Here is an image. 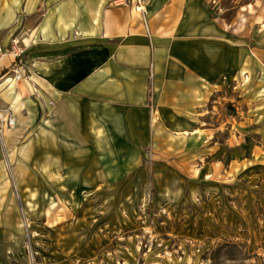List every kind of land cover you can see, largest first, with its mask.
<instances>
[{
    "label": "rangeland",
    "instance_id": "374dc122",
    "mask_svg": "<svg viewBox=\"0 0 264 264\" xmlns=\"http://www.w3.org/2000/svg\"><path fill=\"white\" fill-rule=\"evenodd\" d=\"M226 1L210 4L221 15L240 0ZM258 1L243 13L250 29ZM244 76L211 93L207 124L159 134V148H113L108 133L107 147L86 150L52 128L45 107L21 134L5 129L0 188L13 195L22 243L12 263L264 264V72Z\"/></svg>",
    "mask_w": 264,
    "mask_h": 264
},
{
    "label": "crops",
    "instance_id": "0c3cea01",
    "mask_svg": "<svg viewBox=\"0 0 264 264\" xmlns=\"http://www.w3.org/2000/svg\"><path fill=\"white\" fill-rule=\"evenodd\" d=\"M210 2L0 0V44L16 31L26 46L18 81L7 72L14 57H0V100L17 117L9 133L25 131L43 107L52 128L86 150L107 147L108 133L113 148H159V134L197 131L213 91L264 72V23L236 27ZM13 201L0 188V264L22 251L10 228L18 226Z\"/></svg>",
    "mask_w": 264,
    "mask_h": 264
},
{
    "label": "built area",
    "instance_id": "2783aa9c",
    "mask_svg": "<svg viewBox=\"0 0 264 264\" xmlns=\"http://www.w3.org/2000/svg\"><path fill=\"white\" fill-rule=\"evenodd\" d=\"M24 38L20 34H17L14 36L10 41V47L3 46L0 44V57L4 56L6 54H9L14 57V65L9 67L7 70L8 73L13 74V80L18 81L23 76V66L18 65L15 66V64L18 61V58L24 54L25 51V44H24ZM17 126V117L14 114L13 105L11 104L7 108L1 109L0 107V128L3 131V134L5 132V129L7 128H15ZM0 141L3 143L1 137ZM29 264H40L35 262V258L33 256L31 257V262Z\"/></svg>",
    "mask_w": 264,
    "mask_h": 264
},
{
    "label": "bare ground",
    "instance_id": "6f19581e",
    "mask_svg": "<svg viewBox=\"0 0 264 264\" xmlns=\"http://www.w3.org/2000/svg\"><path fill=\"white\" fill-rule=\"evenodd\" d=\"M258 2L259 1L257 0L255 3H249V4H246V5H243V6L240 7V14H241V16L243 18L244 23L247 22V17L243 13L244 12H252L253 9H254V5L256 3H258ZM140 10H141V7L134 8V10H133L134 19L137 18L138 16H140ZM257 21L264 23L263 15L257 16ZM0 137H1L2 141H3V145L7 146L8 138H7L6 135L4 136L3 131L1 130V128H0ZM14 159H15V152H10V151L7 150V162L9 163V165L12 164Z\"/></svg>",
    "mask_w": 264,
    "mask_h": 264
},
{
    "label": "trees",
    "instance_id": "16d2710c",
    "mask_svg": "<svg viewBox=\"0 0 264 264\" xmlns=\"http://www.w3.org/2000/svg\"><path fill=\"white\" fill-rule=\"evenodd\" d=\"M235 1V0H233ZM222 4H226V0H221ZM252 3V0H240L237 4L232 5L230 7H226L221 14V17L226 19V21L231 22L233 18L236 16V12L240 6Z\"/></svg>",
    "mask_w": 264,
    "mask_h": 264
}]
</instances>
